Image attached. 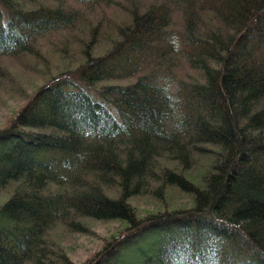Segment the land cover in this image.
Listing matches in <instances>:
<instances>
[{"label": "trees", "instance_id": "1", "mask_svg": "<svg viewBox=\"0 0 264 264\" xmlns=\"http://www.w3.org/2000/svg\"><path fill=\"white\" fill-rule=\"evenodd\" d=\"M112 6L130 21L110 19L95 55V15ZM87 22L83 60L0 127V264H264V0H0V75L7 58L34 69L50 35ZM181 61L200 76L178 78ZM197 155L209 161L190 176ZM174 187L193 205L131 204ZM89 218L122 230L77 263L50 230Z\"/></svg>", "mask_w": 264, "mask_h": 264}, {"label": "rangeland", "instance_id": "2", "mask_svg": "<svg viewBox=\"0 0 264 264\" xmlns=\"http://www.w3.org/2000/svg\"><path fill=\"white\" fill-rule=\"evenodd\" d=\"M124 5L134 6V2L141 3V8L155 3V0H120ZM103 9V8H101ZM121 6H112L106 9L107 16L100 15L99 12L95 15V24L101 20L103 31L98 34L99 42L94 45L93 54H103L106 50L111 48L109 38L115 34L114 26L111 24L110 19L115 18L117 21L128 19L129 15L122 11ZM104 17V18H103ZM175 28H182V23L177 17L175 20ZM83 26V25H82ZM75 28L74 30H65L59 36L50 35L48 42L42 44L44 49V56L35 59L32 65L36 67L31 69L22 62L14 61L7 58L3 61L5 64V72L0 75V127L7 122L12 114L20 108L28 96L51 78L61 74L62 71H71L77 63L83 60L81 53L82 44L90 42L91 25L86 23V27ZM178 78L191 79L200 76L189 64L180 62L176 69ZM136 77H129L115 80H104L99 82L98 86L105 83H122L134 81ZM210 147L215 148L213 145ZM197 162L190 165L189 175L198 176L203 173L206 165L208 164L207 155H197ZM154 187L157 183H153ZM10 190L5 189L0 191V200L7 196ZM167 196L158 194L155 191L146 192L131 198V204L136 206L138 213L143 216L147 213L175 208H186L193 205L192 195L187 192H182L177 188L169 189ZM86 224V231H75L69 228L58 225L51 229L49 237L53 239L61 238L65 251L69 254L71 259L77 263L84 262L90 258L98 249L101 248L103 243L112 235L122 230V223L118 220H103V219H84Z\"/></svg>", "mask_w": 264, "mask_h": 264}]
</instances>
